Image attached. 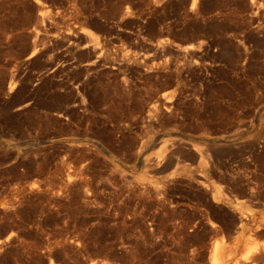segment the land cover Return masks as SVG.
Masks as SVG:
<instances>
[{
	"label": "rangeland",
	"instance_id": "rangeland-1",
	"mask_svg": "<svg viewBox=\"0 0 264 264\" xmlns=\"http://www.w3.org/2000/svg\"><path fill=\"white\" fill-rule=\"evenodd\" d=\"M46 1L38 9L33 0H0V264H211L213 240L232 234L228 213L176 199L177 207L147 208L131 221V199H110L111 191H127L130 176L151 174L145 159L180 136L223 149L219 165L236 178L233 194L249 215L236 254L246 238L264 250V145L257 136L264 125V0ZM82 22L97 36L96 54H146L148 64L167 59L171 69H184L179 84L163 68L141 79L131 130L118 136L123 175L96 155L88 191L76 183L65 192L55 162L79 154L69 145L84 141L77 135L83 126L57 117L53 91L77 76L66 65L79 50L61 34H74ZM160 39L170 49L156 47ZM188 44L195 53L177 58L178 46ZM153 93L171 94L174 110L149 118ZM69 131H76L71 141L63 135ZM180 159L201 169L199 154ZM256 258L242 264H264Z\"/></svg>",
	"mask_w": 264,
	"mask_h": 264
},
{
	"label": "bare ground",
	"instance_id": "bare-ground-1",
	"mask_svg": "<svg viewBox=\"0 0 264 264\" xmlns=\"http://www.w3.org/2000/svg\"><path fill=\"white\" fill-rule=\"evenodd\" d=\"M33 1L38 9L47 6L46 0ZM197 2L198 0H192V6L197 5ZM79 27L80 29L74 34L70 32L61 34L64 39L75 42L74 48L79 50H76L79 55L73 57V60L68 61L66 65L77 76L70 82L55 85L53 91L55 99L52 110L57 117L83 126L81 132L77 131V135H81L84 141L73 142L76 131L63 132L68 140H72L69 146H77L79 152L76 156L65 153L60 161L55 162L54 172L59 178L58 188L65 192L76 183L86 186L88 191L91 179L87 170L97 161L92 158L96 155L110 163L114 171L123 175L124 171L120 168L121 163L117 156L120 150L118 136L131 130V116L135 114L139 104L136 94L144 90L141 79L145 75L151 76L154 70L163 68L170 76L169 83L179 84L184 69L181 64L171 69L167 59H164L162 63L148 64L146 54L142 58L136 57V54L129 56L127 53L121 54L120 57L101 56L95 52L98 40L94 32L86 26V22H82ZM155 46L170 49L171 43L166 39H160ZM68 47L71 48L70 45ZM36 51L37 47L34 46L28 58L34 56ZM84 53H86L85 56L82 55ZM194 53L193 44L178 46L177 58L186 59ZM159 72L157 70L153 75L161 74ZM15 86L16 81L12 80L9 89ZM151 97L156 98V104L147 110L149 118L174 110L171 94L153 93ZM98 119L102 124L101 129L96 133L93 131V126ZM257 136L261 139L260 143L264 145V125ZM191 139L181 136L164 139V145L154 154L155 158L145 159L149 163L151 174L130 176L131 179H126L129 184L127 191H111L110 199H131L129 214L131 221H137V217L141 216L147 208H153L159 212L168 205L177 207L180 202L176 199H192L197 207H202L207 213L209 210H215L219 214L228 213L233 224L232 234H229V238L221 234L213 240L208 254L209 262L211 264H242L256 254V259L261 261L264 259V250L251 246L250 238L244 240L247 248L239 255L236 254L242 239L245 219L249 215L233 194L236 178L225 175L219 165V155L223 149L217 146V143L208 142L206 139L203 141L197 138ZM202 142L204 144H201ZM185 143H189L191 147H186ZM198 154L201 167L199 172L181 166L180 158L194 159ZM112 178H115L114 173ZM112 178L106 179L112 181ZM246 190L250 196L256 193L255 187L252 186H248ZM133 199H136L134 203H132ZM118 216L122 215L118 214ZM165 216V213H162L160 219ZM261 225L259 224L258 227ZM214 232L217 233L218 230Z\"/></svg>",
	"mask_w": 264,
	"mask_h": 264
}]
</instances>
